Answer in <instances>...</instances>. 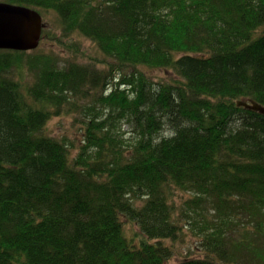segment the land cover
<instances>
[{"label": "trees", "instance_id": "obj_1", "mask_svg": "<svg viewBox=\"0 0 264 264\" xmlns=\"http://www.w3.org/2000/svg\"><path fill=\"white\" fill-rule=\"evenodd\" d=\"M0 2L110 61L0 50V264H167L187 236L175 264H264V114L238 106L264 108V0ZM77 109L78 145L45 133Z\"/></svg>", "mask_w": 264, "mask_h": 264}, {"label": "rangeland", "instance_id": "obj_2", "mask_svg": "<svg viewBox=\"0 0 264 264\" xmlns=\"http://www.w3.org/2000/svg\"><path fill=\"white\" fill-rule=\"evenodd\" d=\"M42 12V11H41ZM40 12V13H41ZM43 24L44 28L42 30V38L39 43L38 49L33 52V54L37 55H47L53 58H56L58 65L60 67L63 64L68 63H77V64H88V66L93 67V65L98 68H103L107 63L110 64L104 55L98 50L94 43H91L88 39L83 36H79V34H74L70 38L62 36L60 31V24L58 20V16L53 12H42ZM261 31V30H259ZM259 31L253 38H256L259 35ZM60 40L58 44L56 42L57 38ZM26 52V53H30ZM107 62V63H105ZM101 71L103 69H98ZM141 71L146 73L151 81L159 82V81H173L175 80V75L173 72H163L159 70H149L147 68H141ZM90 101V99H89ZM80 105H85V101H79ZM88 104V101H87ZM82 111L77 109L72 113H67L59 117H54L51 121L47 123L45 126V133L47 135H51L53 137L61 138L66 135V137L71 138L70 142H74L75 145H78L80 138H82V125L83 121ZM124 134L126 137H130V128L128 125H123ZM161 136H168L169 132L166 128L161 130ZM76 150H72L71 155L74 157L76 154ZM172 199L171 203L174 205L175 210L177 211L178 207L182 206L183 200L188 199L191 194L187 192H181L179 190L172 189ZM142 204L141 202H136V205ZM122 223L124 227L125 236L132 240L134 243H138L142 240L140 236V231L138 227L133 223L128 221L126 218L122 217ZM194 241L195 239L191 236H187L185 240H182L175 250V257L170 260L167 264H175L178 259H181V255H185L188 250L194 249ZM168 245L167 242H165Z\"/></svg>", "mask_w": 264, "mask_h": 264}, {"label": "water", "instance_id": "obj_3", "mask_svg": "<svg viewBox=\"0 0 264 264\" xmlns=\"http://www.w3.org/2000/svg\"><path fill=\"white\" fill-rule=\"evenodd\" d=\"M43 28V17L36 10L0 2V50L20 53L38 49ZM238 106L264 114V108L253 101Z\"/></svg>", "mask_w": 264, "mask_h": 264}]
</instances>
